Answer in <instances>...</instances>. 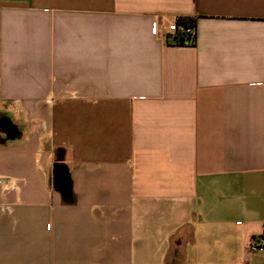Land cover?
Returning <instances> with one entry per match:
<instances>
[{"label":"crops","instance_id":"crops-1","mask_svg":"<svg viewBox=\"0 0 264 264\" xmlns=\"http://www.w3.org/2000/svg\"><path fill=\"white\" fill-rule=\"evenodd\" d=\"M263 227L264 0H0V264H264Z\"/></svg>","mask_w":264,"mask_h":264},{"label":"trees","instance_id":"trees-1","mask_svg":"<svg viewBox=\"0 0 264 264\" xmlns=\"http://www.w3.org/2000/svg\"><path fill=\"white\" fill-rule=\"evenodd\" d=\"M178 30L171 35L166 36V41L169 44L185 46V45H194L196 41V20L191 17H178L177 18ZM192 32H187V30L193 29ZM256 239L264 241V227L263 232L260 236H256Z\"/></svg>","mask_w":264,"mask_h":264},{"label":"built area","instance_id":"built-area-1","mask_svg":"<svg viewBox=\"0 0 264 264\" xmlns=\"http://www.w3.org/2000/svg\"><path fill=\"white\" fill-rule=\"evenodd\" d=\"M174 24H172L169 29L170 31L172 30V34H174L177 30H178V25H177V20L175 22H173ZM195 30V28L187 30V32H193ZM153 32L154 34L158 35L160 32V28H159V24L158 22H154L153 24ZM249 251L250 253H257L258 251H260L261 249L264 248V241L260 240V239H256L255 236L252 237L249 241Z\"/></svg>","mask_w":264,"mask_h":264}]
</instances>
